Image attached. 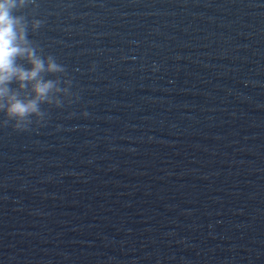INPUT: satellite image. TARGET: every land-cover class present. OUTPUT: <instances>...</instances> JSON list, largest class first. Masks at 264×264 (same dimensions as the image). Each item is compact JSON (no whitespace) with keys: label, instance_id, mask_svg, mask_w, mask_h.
I'll return each instance as SVG.
<instances>
[{"label":"water","instance_id":"95a60500","mask_svg":"<svg viewBox=\"0 0 264 264\" xmlns=\"http://www.w3.org/2000/svg\"><path fill=\"white\" fill-rule=\"evenodd\" d=\"M17 14L72 95L0 124V264H264V0Z\"/></svg>","mask_w":264,"mask_h":264},{"label":"clouds","instance_id":"9594fccd","mask_svg":"<svg viewBox=\"0 0 264 264\" xmlns=\"http://www.w3.org/2000/svg\"><path fill=\"white\" fill-rule=\"evenodd\" d=\"M33 3L34 0H0V113L5 117L0 124L11 123L17 131L45 119L42 105L62 107L61 94L72 95L71 80H64L65 86L61 87L60 78H46L64 74L65 68L54 56L43 55L42 49L28 38L26 16L17 14ZM41 24L40 20H32L30 27L36 31Z\"/></svg>","mask_w":264,"mask_h":264}]
</instances>
